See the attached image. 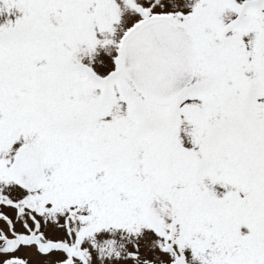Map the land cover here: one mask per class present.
<instances>
[{
    "label": "snow or ice",
    "instance_id": "6c2138e0",
    "mask_svg": "<svg viewBox=\"0 0 264 264\" xmlns=\"http://www.w3.org/2000/svg\"><path fill=\"white\" fill-rule=\"evenodd\" d=\"M0 264H264V0H0Z\"/></svg>",
    "mask_w": 264,
    "mask_h": 264
}]
</instances>
